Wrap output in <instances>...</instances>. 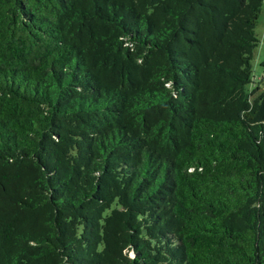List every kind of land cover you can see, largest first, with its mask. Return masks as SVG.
I'll return each mask as SVG.
<instances>
[{"label":"trees","instance_id":"1","mask_svg":"<svg viewBox=\"0 0 264 264\" xmlns=\"http://www.w3.org/2000/svg\"><path fill=\"white\" fill-rule=\"evenodd\" d=\"M264 0H0V264H264Z\"/></svg>","mask_w":264,"mask_h":264},{"label":"rangeland","instance_id":"2","mask_svg":"<svg viewBox=\"0 0 264 264\" xmlns=\"http://www.w3.org/2000/svg\"><path fill=\"white\" fill-rule=\"evenodd\" d=\"M255 47L251 58V83L264 91V5L261 7L254 26Z\"/></svg>","mask_w":264,"mask_h":264}]
</instances>
